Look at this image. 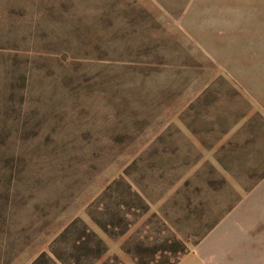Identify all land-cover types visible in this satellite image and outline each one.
<instances>
[{"label": "rangeland", "instance_id": "rangeland-1", "mask_svg": "<svg viewBox=\"0 0 264 264\" xmlns=\"http://www.w3.org/2000/svg\"><path fill=\"white\" fill-rule=\"evenodd\" d=\"M263 175L264 0H0V264H169Z\"/></svg>", "mask_w": 264, "mask_h": 264}, {"label": "crops", "instance_id": "crops-1", "mask_svg": "<svg viewBox=\"0 0 264 264\" xmlns=\"http://www.w3.org/2000/svg\"><path fill=\"white\" fill-rule=\"evenodd\" d=\"M240 128V127H239ZM238 128V129H239ZM232 133V132H231ZM229 135H232V134ZM228 135V134H227ZM259 191L257 193L256 200L252 202L257 207V214L254 217L248 218L247 216L241 220V227H232L231 232H239V236L243 239L244 235L246 238L253 239L252 244H260L261 247L252 249L251 252L241 254L240 264H264V175L259 178V180L249 189L246 190L245 194L240 200L220 219L217 221L215 226L207 232L196 244L195 246L186 254L180 257V259L175 264H227L225 258L227 257L223 248L224 239L227 230L223 229L217 233L214 239H210L212 234L218 231L220 224L226 221V216L228 213L241 201L246 199L249 194L253 191ZM248 218V219H247ZM242 222L244 225L242 226ZM121 254V253H117ZM118 255V256H119ZM121 258H125L121 255ZM125 264H134L129 259H124Z\"/></svg>", "mask_w": 264, "mask_h": 264}, {"label": "trees", "instance_id": "trees-1", "mask_svg": "<svg viewBox=\"0 0 264 264\" xmlns=\"http://www.w3.org/2000/svg\"><path fill=\"white\" fill-rule=\"evenodd\" d=\"M96 221H100L99 219H96ZM217 223V222H216ZM215 223V224H216ZM105 225L106 224H102V227L103 228H106L105 227ZM215 225H212L208 230H207V232H209L213 227H214ZM206 232V233H207ZM62 237H64L65 238V236H64V234H63V236ZM63 238V239H64ZM188 251L186 250V249H183L182 250V255H184V254H186ZM52 253H53V255L58 259V260H61L60 258V255L58 254L57 255V253L55 252V251H52ZM46 256V254H44V253H42L34 262H33V264H36L37 262H40L44 257ZM180 259V257L178 256L173 262H171V263H169V264H175L178 260ZM53 262V261H52Z\"/></svg>", "mask_w": 264, "mask_h": 264}]
</instances>
